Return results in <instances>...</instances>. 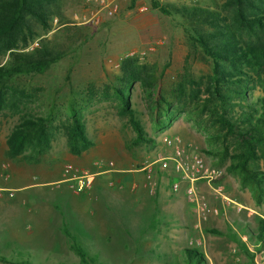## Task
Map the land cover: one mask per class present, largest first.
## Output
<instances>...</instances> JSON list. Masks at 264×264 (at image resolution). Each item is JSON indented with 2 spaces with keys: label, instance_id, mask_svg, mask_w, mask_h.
I'll return each mask as SVG.
<instances>
[{
  "label": "rangeland",
  "instance_id": "374dc122",
  "mask_svg": "<svg viewBox=\"0 0 264 264\" xmlns=\"http://www.w3.org/2000/svg\"><path fill=\"white\" fill-rule=\"evenodd\" d=\"M157 1L163 6L210 9L223 2ZM83 3L84 0L58 1L59 28L51 24L48 28L32 24L33 40L39 39L40 45L60 58L41 74L13 75L0 84L6 94L5 103L0 107V136L11 133L25 118L41 117L47 121L52 142L58 146L60 140H65L74 111L81 121L86 120L88 129L94 133V142L79 156L66 152L71 159L88 163L83 170L105 171L113 163L115 167L116 163H121L124 169L132 172L145 169L141 173L138 198V190L132 192L128 185L121 189L128 194L127 204L122 207H116L108 198V192L102 193L93 180L91 188L83 194H75L67 189L69 183H61L60 192L66 200L71 202L79 198L94 212L85 218V224L74 225L66 222L71 221L67 217L73 213L60 210L57 217L61 221L60 230L69 231L76 243L85 248L89 258L96 259L93 264H195L196 255L187 250L201 254L204 264H264V246L254 240L258 220L264 218V185L257 187L240 173L229 171L234 163L232 157L242 152V148L218 121L219 113L210 111L215 105L219 106V100L214 99L209 109L203 110L202 105L197 108L191 104L189 96L190 90L206 86L211 77L212 60L193 39L198 34L203 36L210 32L209 29L194 27L174 12L165 15L153 8L150 0H136L134 4L131 0H121L116 17L104 19L100 25H74L72 17L83 10ZM132 51L146 52L144 57H137L139 63L154 68L168 103L156 122L143 111L139 89L131 97L132 103H138L140 112L137 111L136 116L152 141L149 145H132L135 134L127 117L121 115L120 101L114 93V88L119 86L116 77L120 74V62L131 58ZM6 60L7 57L0 56V65ZM182 84L187 91L179 98L178 89ZM201 90L199 103L207 98L203 87ZM223 92L230 98L225 108L229 115L240 107L242 98L237 91ZM243 92L248 100L264 96V75L260 79L250 78ZM18 97L21 98L19 110L13 104V99ZM84 98L92 99L93 105L88 106L87 100L82 102ZM96 121L103 126L102 134H99V126H92ZM117 129L122 131L121 135L112 133ZM171 135L191 142L208 162L225 169L221 180L223 197L215 195L206 185L200 188L208 209L200 222L194 207L187 204L183 188L172 190L174 175L159 169L156 163L158 154H168L163 139ZM49 150L50 147L44 154L37 155L32 148H26L21 157L11 159L6 155L5 161L14 163L20 158L38 163L46 154L51 162L63 159L64 154L52 157ZM63 160L64 174L65 166L71 162ZM248 168L264 178V152L259 148ZM111 174L109 178L106 174L96 177L102 178L106 191L115 189ZM30 182L39 183L40 180L22 183ZM33 187L36 188L18 192L14 198L4 193L0 197V264H82L70 250L71 241L62 231L58 237V233L48 232L42 225L36 229L33 215L27 213L30 202L25 205L22 201L30 197L29 200L49 203L54 199L56 186ZM172 202L184 203L185 208H174ZM15 206L25 213L4 217V213Z\"/></svg>",
  "mask_w": 264,
  "mask_h": 264
},
{
  "label": "trees",
  "instance_id": "16d2710c",
  "mask_svg": "<svg viewBox=\"0 0 264 264\" xmlns=\"http://www.w3.org/2000/svg\"><path fill=\"white\" fill-rule=\"evenodd\" d=\"M58 1L60 0H0V56L7 57L6 62L0 65V84L13 75L41 74L60 58V55L42 45L32 52L23 51L33 41L32 24L50 27L51 19L57 16ZM135 2L136 0H131L132 4ZM150 2L153 8L165 15L174 12L194 27L209 29L210 32L203 36L198 34L195 38L192 37L212 60V68L207 85L190 90L191 104H195L197 108L202 105L200 108L207 110L210 102L219 100V106L215 105L210 111L219 113L218 121L229 135L238 140V147L242 148V152L232 157L234 163L229 167V171L238 172L246 181L261 187L264 185V178L250 170L248 163L255 160L256 148L264 152V96L248 100L243 89L250 78L255 76L260 79L264 75V0H223L220 5L215 4L213 9L163 6L157 0ZM119 72L116 77L119 86L114 88V93L120 101L121 115L127 117V122L135 134L132 145H149L152 141L147 138L136 116L139 111L138 103H132L131 97L139 89L143 111L158 122L168 106L162 86L154 68L140 64L137 57L121 60ZM202 87L207 98L199 103ZM1 88L0 107L5 103L6 95ZM186 91V87L180 85L179 98L183 97ZM223 91H237L242 98L240 107L232 110L229 115L225 108L230 98ZM46 124L47 121L41 117L25 118L11 131L7 140L6 155L14 159L23 155L26 148H32L34 154H44L49 149L51 140ZM66 137L69 151L75 156H79L92 145L85 136L82 121L74 111ZM257 230L254 240L264 246V218L258 220ZM64 234L70 239V250L79 258L80 263L96 262V259L89 258L85 248L76 243L67 230ZM186 252L196 255L195 264H204L201 254L195 250Z\"/></svg>",
  "mask_w": 264,
  "mask_h": 264
},
{
  "label": "crops",
  "instance_id": "0c3cea01",
  "mask_svg": "<svg viewBox=\"0 0 264 264\" xmlns=\"http://www.w3.org/2000/svg\"><path fill=\"white\" fill-rule=\"evenodd\" d=\"M81 92H77V93L80 94ZM18 94L21 95V92L19 91ZM81 95L84 96V94H81ZM85 100H87L88 106L93 105L92 99L84 98L82 102H84ZM20 101H21V98L19 97L16 100L15 98L13 99L14 108L16 107L17 110H19L18 106L21 105ZM90 116H92V119H94V114L92 112L90 113ZM82 123L84 125V132H85L86 138L90 142L93 143L94 142L92 140V138L94 137L93 131L92 130L90 131L88 129L89 124L86 122L85 119L82 120ZM100 124H101L100 121H96L92 123V126H95L96 128H98L97 126L100 127L101 126ZM102 127H100L101 130L99 134H102L103 132ZM112 133L115 135H121L122 131L120 129H117L113 131ZM9 136H10V133H6L5 135L0 136V189L1 190H12L13 195H14L12 198H14L18 192H22V191L26 192L31 188H36L33 186H38V185L54 186L55 185L56 190L54 194V199H52V201H49V203L43 202L39 199H36V201L29 200L30 197L29 199L24 198L22 201V204H25V205L28 204V201L30 202V206L27 210V213L33 215V222H35L36 229L38 228L39 225H42V227H44L46 231L56 232L58 233V237H60L59 235L61 234L60 231H62L63 233L65 231V229L60 230L59 227H60L61 221L57 220V217L60 214V213L58 214V212L60 210L61 211L64 210L66 213L68 212L69 214L73 213V215H69L67 217V219H71V221L66 220V222L72 223L74 225L85 224L86 223L85 218L90 216L92 212H94V210L90 208V205L88 203L80 200L79 198H75L71 202L66 200L62 196V193L60 192L61 191V188L59 187L60 184L61 183L68 184V182H66L64 179L63 168L61 166L62 163L64 162L63 159L70 161L71 163L69 164L79 169H83L86 167V165H88L87 162H83L82 160L71 159L66 154V152L69 151V148L67 145V137L66 136L64 137L65 140H60V143L58 146L57 144L52 142V139L50 140V150L48 153H50L52 157H60L61 156L60 154H64V157L62 156L63 158L62 160L57 159L55 162L54 161L51 162L50 159L47 158L48 154H46V158H44V160H41L38 163L23 161L20 158L16 159L14 163H8L5 161V159H8L6 157V154L8 150L7 140ZM144 169L145 168H140L132 172L131 170L124 169L121 163H116V167H115V163H113L111 164V168L106 169L105 171H98V172L95 171V172H92L91 174L93 175L92 180L95 186L100 187V189L103 190L102 193L104 192V194H107L108 192L107 194L108 198L113 201V204L116 205V207H122L124 204H127L128 194L126 190H124L123 192L121 189H123V187H126L128 185V189H130L132 192H134L135 190H138L137 191V194H138V192L141 189L140 185L142 183L141 173L144 171ZM164 171H170V173L174 175L172 179V183L177 179V176L171 167H169L167 170H164ZM106 172H108L109 174L112 173L111 176L114 178L113 181L115 182L114 191H106L103 188L102 178H96L99 176L101 177L103 174L108 175V178H109L110 175ZM124 173H130V174H124ZM28 180H34V181L40 180V182L39 183H34V182L22 183ZM182 188H183V193H184V197L186 200L185 183H182L180 185L179 191ZM67 189L70 190L69 184L67 186ZM3 193L7 195L6 192H3ZM139 194L136 196V198L139 197ZM171 204L173 205L174 208L179 207L181 208V210L185 208L184 203L174 204V202H172ZM187 204L189 203L187 202ZM236 205L240 206V204L238 203H236ZM96 206H98V204ZM22 213H25L23 209L17 208L15 206V207H11L9 211L5 212L4 217L5 216L6 217L7 216L16 217V216H20Z\"/></svg>",
  "mask_w": 264,
  "mask_h": 264
},
{
  "label": "built area",
  "instance_id": "2783aa9c",
  "mask_svg": "<svg viewBox=\"0 0 264 264\" xmlns=\"http://www.w3.org/2000/svg\"><path fill=\"white\" fill-rule=\"evenodd\" d=\"M121 0H84L83 10L76 12L73 17L74 25H100L104 19H112L120 12ZM59 19L54 16L50 24L53 27L59 28ZM41 48L40 40H33L24 48L25 52H32ZM146 55L145 51L130 52L131 57L142 58ZM115 67H118L115 65ZM163 146L168 151V154H158L156 163L162 170L172 168L177 176V179L172 183L173 191H178L180 185L185 183V195L187 202L194 207L198 220L205 219L208 212L207 206L204 203V196L200 188L202 185L209 187L217 196H221L223 185L221 180L225 175V169L208 162L204 154L191 142L184 141L178 135L166 136L163 139ZM65 181L69 183L70 189L75 194H83L91 188L93 175L83 169H79L71 164H67L64 168ZM151 187V192L154 191V184ZM7 193L8 197H13L12 190H1ZM238 210H241L239 208ZM217 214V210L213 211Z\"/></svg>",
  "mask_w": 264,
  "mask_h": 264
}]
</instances>
